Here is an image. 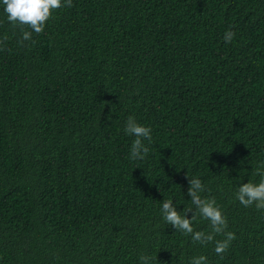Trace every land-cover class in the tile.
Here are the masks:
<instances>
[{
	"label": "trees",
	"instance_id": "trees-1",
	"mask_svg": "<svg viewBox=\"0 0 264 264\" xmlns=\"http://www.w3.org/2000/svg\"><path fill=\"white\" fill-rule=\"evenodd\" d=\"M72 4L23 45L0 4V264H264V210L235 199L264 161V0ZM187 177L236 236L223 259L163 220Z\"/></svg>",
	"mask_w": 264,
	"mask_h": 264
},
{
	"label": "clouds",
	"instance_id": "clouds-1",
	"mask_svg": "<svg viewBox=\"0 0 264 264\" xmlns=\"http://www.w3.org/2000/svg\"><path fill=\"white\" fill-rule=\"evenodd\" d=\"M3 5V12L7 22L13 29H19L20 37L18 43L23 45L26 41H32L33 33H43L46 23L52 18L53 13L62 7L71 8L72 0H0ZM235 33L226 31L224 41L230 43ZM8 40L5 35L0 39V45ZM35 43V41H32ZM2 50V48H0ZM124 132L126 135L134 136L130 148L131 160H143L149 153V147L144 144L147 140L152 143L151 129L137 123L133 116H129L125 123ZM255 175L260 177L259 183L247 182L240 185L235 192V199L244 207L255 206L257 210H264V161L255 169ZM188 179L187 195L191 197V206L184 209V215H181L173 205L171 199L162 202L161 213L163 220L173 226L185 236H191L193 243L207 245L214 243L216 255L223 259L231 245L236 239L233 232L227 231V220L221 209L216 203L215 197H202L201 193L206 190L205 185L199 178ZM191 213V219L187 218ZM197 218L208 221L209 231H194L193 222ZM222 235L224 239L216 240L215 237ZM152 257L141 255L140 264H149ZM189 264H208L207 257L204 255L194 256Z\"/></svg>",
	"mask_w": 264,
	"mask_h": 264
}]
</instances>
